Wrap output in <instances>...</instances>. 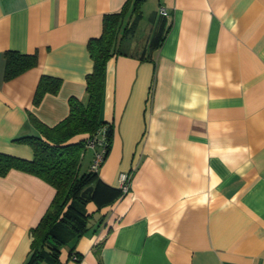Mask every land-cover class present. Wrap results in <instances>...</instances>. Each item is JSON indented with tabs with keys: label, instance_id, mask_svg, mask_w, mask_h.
<instances>
[{
	"label": "crops",
	"instance_id": "1",
	"mask_svg": "<svg viewBox=\"0 0 264 264\" xmlns=\"http://www.w3.org/2000/svg\"><path fill=\"white\" fill-rule=\"evenodd\" d=\"M126 1L0 0V152L31 158L13 140L38 134L29 114L53 125L69 96L85 101L87 41ZM139 10L106 63L100 110L112 133L98 178L119 188L128 172L130 189L100 210L88 202L90 227L58 262L38 264H264V0H143ZM6 50L37 63L5 80ZM42 74L61 84L34 104ZM54 193L28 172L0 175V264H25Z\"/></svg>",
	"mask_w": 264,
	"mask_h": 264
},
{
	"label": "trees",
	"instance_id": "2",
	"mask_svg": "<svg viewBox=\"0 0 264 264\" xmlns=\"http://www.w3.org/2000/svg\"><path fill=\"white\" fill-rule=\"evenodd\" d=\"M142 1L127 0L120 11L104 14L100 34L88 39L86 46L93 65L85 76V101L74 95L69 96L67 115L53 125H47L29 114V120L38 134L13 140L28 144L33 152L31 158L0 152V175L6 174L11 168L19 169L40 177L55 189L39 222L29 229L30 251L25 264H38L41 260L58 262L62 246L78 238L90 227L93 213L88 212L87 203L96 202L97 210H100L122 194L120 188L103 185L98 178V171L91 168L84 171L81 166L90 149L88 142L98 138L102 129L106 141L104 159L110 149L112 126L100 119L105 67L111 56L123 53L121 40L135 28ZM128 7L134 15L132 20H128L131 13L125 16ZM4 60L3 75L5 80H9L35 66L37 55L6 50ZM60 84V78L42 74L35 88L33 103H39L47 92L56 93ZM89 186H92V190L88 198L82 192ZM68 255L75 260L81 256L74 246H70Z\"/></svg>",
	"mask_w": 264,
	"mask_h": 264
},
{
	"label": "built area",
	"instance_id": "3",
	"mask_svg": "<svg viewBox=\"0 0 264 264\" xmlns=\"http://www.w3.org/2000/svg\"><path fill=\"white\" fill-rule=\"evenodd\" d=\"M159 13L161 15H168V10L161 6L159 7ZM102 129L99 132V137L96 138L95 140L92 139L88 142V147L93 150L92 158H91V163H90V168L94 171H98L103 160H104V155H105V146H106V141L104 137ZM119 180V188L121 189L122 193L125 194L129 191L130 189V175L128 172H121L118 176Z\"/></svg>",
	"mask_w": 264,
	"mask_h": 264
},
{
	"label": "water",
	"instance_id": "4",
	"mask_svg": "<svg viewBox=\"0 0 264 264\" xmlns=\"http://www.w3.org/2000/svg\"><path fill=\"white\" fill-rule=\"evenodd\" d=\"M92 190V186L87 187L83 192L82 195H86L88 198L90 197V192ZM88 192V194H86Z\"/></svg>",
	"mask_w": 264,
	"mask_h": 264
},
{
	"label": "rangeland",
	"instance_id": "5",
	"mask_svg": "<svg viewBox=\"0 0 264 264\" xmlns=\"http://www.w3.org/2000/svg\"><path fill=\"white\" fill-rule=\"evenodd\" d=\"M89 151V150H88ZM86 152V153H89V152ZM88 158V156H85V160ZM85 160H84V162H85ZM81 169L83 170L84 169V163L82 164V166H81Z\"/></svg>",
	"mask_w": 264,
	"mask_h": 264
}]
</instances>
